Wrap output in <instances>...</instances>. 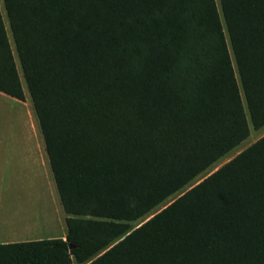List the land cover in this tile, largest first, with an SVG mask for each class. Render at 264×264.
I'll return each instance as SVG.
<instances>
[{"label":"trees","instance_id":"16d2710c","mask_svg":"<svg viewBox=\"0 0 264 264\" xmlns=\"http://www.w3.org/2000/svg\"><path fill=\"white\" fill-rule=\"evenodd\" d=\"M1 1L66 236L0 264H264V136L130 226L264 125V0Z\"/></svg>","mask_w":264,"mask_h":264},{"label":"rangeland","instance_id":"374dc122","mask_svg":"<svg viewBox=\"0 0 264 264\" xmlns=\"http://www.w3.org/2000/svg\"><path fill=\"white\" fill-rule=\"evenodd\" d=\"M0 12L11 49L14 53L13 43L1 0ZM14 60L23 93L26 101L28 102H26V106L24 107L25 104L23 105L21 102L15 101L12 98L7 96L6 98L0 97V154H27L28 157L30 156L32 158L33 154H45L44 144L15 53ZM243 105L245 108L244 103ZM246 119L249 124V135L244 141L224 155V157H222L210 168L198 175L180 191L167 198L164 202L154 208L149 214L138 219L137 221L131 222V228L133 229L139 226L151 215L160 211L163 207L171 203L182 193L213 173L216 169L227 163L238 153L264 136V125L261 128L254 130L249 123L247 112ZM23 162L24 160L22 158V163ZM22 168L23 166H21V169L19 170V176L21 180L19 182H12L11 188L5 189L1 193L5 202V204L3 203L5 212L11 213L18 209L20 211V215L22 216V214L27 210V217L30 218L31 221H35L32 224L35 226V230H30L32 233L37 236H41L42 239H46L47 237L61 239V230L58 223L60 220L59 217L62 215L63 218H65L66 215L64 214L59 203L53 179L51 178L52 187L50 183L47 184L46 177H42L41 174H39L42 173L39 165L36 166V177L32 175L33 169L30 171V173H28ZM26 175L28 178H26ZM15 177L17 178V174H15ZM63 230L65 232V225H63Z\"/></svg>","mask_w":264,"mask_h":264},{"label":"crops","instance_id":"0c3cea01","mask_svg":"<svg viewBox=\"0 0 264 264\" xmlns=\"http://www.w3.org/2000/svg\"><path fill=\"white\" fill-rule=\"evenodd\" d=\"M0 97L6 98V95L0 93ZM14 100L19 101L16 99ZM19 102H21V104L23 105L25 104L24 105L25 107L26 102L28 101H26L25 96H24V101H19ZM33 137H34V133H33ZM22 158L24 160L23 163H22ZM38 165L42 172L39 174H41L42 177H46L47 184L50 183L52 186V182H51L52 174L49 168L46 153L45 154H33L32 158L30 156L28 157L27 154H0V200H1L0 202V244H12V243L43 240L41 236H37L30 231L35 228V226L32 225L33 222L35 221H31L30 218L27 217V210L25 211V213L22 214V216L20 215V211L18 209L11 213L5 212L4 210L5 202L1 194L5 189L11 188L12 182L14 181L19 182L21 180L19 176V170L21 169V166H23L22 169H24L25 172H28V173H30V171L33 169L32 175L36 177L35 170H36V166ZM15 174H17V178L15 177ZM26 178H28L27 175H26ZM59 218L60 220L58 223H59V228L61 230V239H64L66 236V229H65V232L63 230L65 218H63L62 215ZM46 239H55V238L47 237Z\"/></svg>","mask_w":264,"mask_h":264},{"label":"bare ground","instance_id":"6f19581e","mask_svg":"<svg viewBox=\"0 0 264 264\" xmlns=\"http://www.w3.org/2000/svg\"><path fill=\"white\" fill-rule=\"evenodd\" d=\"M44 190H45V189H44ZM40 194H41V193H40ZM40 194H39V195H40ZM45 197H46V196H45ZM46 199H47V198H46ZM14 201H15V200H14ZM13 203H14V202H13ZM11 204H12V203H11ZM47 204H48V203H47ZM47 204H46V205H47ZM7 206H8V205H7ZM12 207H13V206H12ZM8 215H9V214H8ZM49 217H50V216H49ZM50 218H51V217H50ZM38 219H39V218H38ZM40 222H41V221H40ZM36 223H37V221H36ZM34 224H35V223H34ZM34 230H35V229H34ZM27 231H28V230H27Z\"/></svg>","mask_w":264,"mask_h":264},{"label":"water","instance_id":"95a60500","mask_svg":"<svg viewBox=\"0 0 264 264\" xmlns=\"http://www.w3.org/2000/svg\"><path fill=\"white\" fill-rule=\"evenodd\" d=\"M69 248H72V245L71 244H69Z\"/></svg>","mask_w":264,"mask_h":264}]
</instances>
